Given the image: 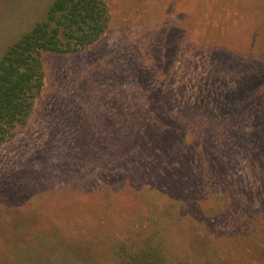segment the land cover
<instances>
[{"label": "rangeland", "instance_id": "obj_1", "mask_svg": "<svg viewBox=\"0 0 264 264\" xmlns=\"http://www.w3.org/2000/svg\"><path fill=\"white\" fill-rule=\"evenodd\" d=\"M104 1L111 16L108 30L79 55L46 56L44 89L26 126L0 145L1 264H100L77 253L88 251L87 240L96 234V227L86 229L79 224L84 204L93 207L96 196L92 186L83 185L82 177L85 173H117L121 178L115 180H123L127 174V152L124 164L116 167L115 163L105 169L98 149L102 147L106 161L111 163L114 152L108 153V143L118 138L129 141L132 134L141 137L146 126L155 124V107L146 106L150 99L168 101L171 117L189 135L186 146L194 147L191 139L198 135V128L180 122L178 116L187 117L191 103L204 104L208 90L210 96L206 100L213 95L221 102L219 106L213 100L208 113L222 114L231 127L217 142V149L225 158L224 167L217 171L231 180L236 192H254L255 176L243 154L252 150L256 141L254 107L242 111L239 104H230L232 94L239 89L234 75L224 81L227 83L211 78L215 65L227 56L212 42L227 32L251 45L249 34L264 9L253 8L252 0H238L232 8H227L230 0ZM49 2L0 0V15L13 6L10 15L0 20V42L25 21L27 13H34L32 21L40 18ZM243 71L240 68L238 73ZM263 108L264 102L255 111ZM203 118L207 120V116ZM146 151L141 152L145 163ZM115 185L114 189L122 190V184ZM36 188L45 189L46 199H39ZM119 200L108 208L116 218H132L134 212L148 211L147 205L138 207L130 203L129 197L126 202L123 194ZM221 202L222 199L210 197L200 203L199 211L189 202L176 211L178 216L169 218L192 225L187 237L180 226L168 233H163L161 226L156 227L166 238L163 264H197L192 250L204 255V264H264V225L258 219H241L242 234H236V225L231 234H224V226L207 222L206 217L220 211ZM261 208L264 210V203ZM96 210L93 212L104 213L102 207ZM195 212L205 219H196ZM150 216L157 217L154 213ZM33 219H38V223L51 220L34 231ZM142 226L146 227L144 223ZM138 229L127 231L129 247L139 242ZM127 251L129 258H134L135 250ZM133 261L158 264L149 252L136 255Z\"/></svg>", "mask_w": 264, "mask_h": 264}, {"label": "trees", "instance_id": "obj_2", "mask_svg": "<svg viewBox=\"0 0 264 264\" xmlns=\"http://www.w3.org/2000/svg\"><path fill=\"white\" fill-rule=\"evenodd\" d=\"M252 1L253 8L264 9V0ZM237 3L238 0H230L227 8ZM12 8L2 13L0 20L7 18ZM33 14L27 13L25 21L0 42V145L12 140L26 126L44 89L46 56L61 58L79 55L100 40L109 28L111 17L104 0H50L40 18L32 21ZM249 35L253 41L251 45L242 43L243 39L227 32L217 36L212 45L227 56L221 64L215 65L211 78L221 79L219 83H227L224 81L234 75L235 85L239 89L232 94L230 104H239L242 111L254 107L253 131L256 141L252 150L243 152L249 161L250 172L255 176L254 192H236L231 180L217 171L224 167L225 159L222 151L217 149V142L223 140L224 131L228 132L231 127L222 114L216 116L208 113V109L212 111L213 100L221 105L213 95L206 100L210 96L208 90L204 104L199 101L191 103L192 109H188L187 117L178 116L180 122L192 123L198 128V135H192L191 139L194 147L186 146L189 135L176 125L177 119L171 117L168 101L150 99L146 106L154 105L155 124L146 126L141 137L132 134L129 141L118 138L108 143V153L114 152L111 163L106 161L102 147L98 149L101 165L105 169L115 163L116 167L124 164V153L127 152V174H123V180H115L121 178L117 173H85L82 177L83 185L92 186L96 196L93 207L90 203L84 204L85 211L79 224L86 229L88 226L96 227V234L87 240L88 251L77 252L81 257L100 264H143L133 259L136 255L149 252L158 264H163L166 238L156 227L161 226L163 233H168L180 226L184 235L189 236L193 230L191 224L182 219L169 218L178 216L176 211L187 207L189 202L199 211L200 203L210 197L222 199V207L214 216L206 217L207 222L224 226V234H231L234 225L239 230L236 234H242L240 226L243 219H258L264 225V210L261 208L264 203V108L261 112L255 111L256 106L264 102L263 10L258 24ZM240 68L244 70L242 74L238 73ZM243 74L245 77L242 79ZM208 88L212 92L213 85ZM203 116H207V120ZM210 144L214 147L211 148ZM143 151L147 152L146 163L141 155ZM118 183L122 184V190L114 189ZM44 191L36 188L39 199H46L47 193ZM120 194L126 196V202L129 197L130 203L138 207L147 205L148 211L134 212L132 218L125 215L116 218L108 208L118 204ZM96 207H102L104 213L93 212ZM151 213L157 217L150 216ZM194 216L205 219L199 212H195ZM37 220L33 219L32 222L34 231L51 219H42L41 223ZM117 224L121 226L117 227ZM130 225L134 229L139 228L136 230L139 242L131 243V247L127 245V231L132 229ZM36 238L37 233L33 234V239ZM47 239L56 242L55 239ZM127 249L135 250L132 251L134 258H129ZM192 255L197 259V264H204L202 253L192 250Z\"/></svg>", "mask_w": 264, "mask_h": 264}]
</instances>
